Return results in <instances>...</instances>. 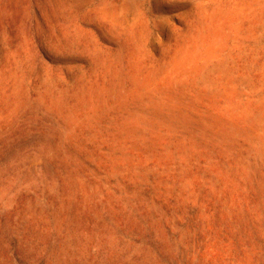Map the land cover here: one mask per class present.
Here are the masks:
<instances>
[{"label":"rangeland","instance_id":"obj_1","mask_svg":"<svg viewBox=\"0 0 264 264\" xmlns=\"http://www.w3.org/2000/svg\"><path fill=\"white\" fill-rule=\"evenodd\" d=\"M0 264H264V0H0Z\"/></svg>","mask_w":264,"mask_h":264}]
</instances>
